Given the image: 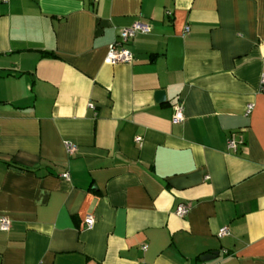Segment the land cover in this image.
I'll return each mask as SVG.
<instances>
[{
  "label": "crops",
  "instance_id": "obj_1",
  "mask_svg": "<svg viewBox=\"0 0 264 264\" xmlns=\"http://www.w3.org/2000/svg\"><path fill=\"white\" fill-rule=\"evenodd\" d=\"M263 74L264 0L0 2V264H264Z\"/></svg>",
  "mask_w": 264,
  "mask_h": 264
},
{
  "label": "built area",
  "instance_id": "obj_2",
  "mask_svg": "<svg viewBox=\"0 0 264 264\" xmlns=\"http://www.w3.org/2000/svg\"><path fill=\"white\" fill-rule=\"evenodd\" d=\"M92 2H96L97 0H91ZM1 3H6L7 0H0ZM151 26L147 22H134L131 26L122 28L118 31V36L115 41H113L109 47L105 57V62L108 64H123V63H131L133 61L132 54L124 47L127 41L136 35H145L150 33ZM188 31V28H185V32ZM259 92L264 94V74L260 78L259 83ZM89 108L93 109V105L89 104ZM252 108V106H248V111ZM173 122H180L183 120V107L181 104H176L173 106ZM136 142H140L139 138L135 139ZM65 149L69 155H72L75 151L73 145L69 142H65ZM237 146V141L235 140L234 136H232L228 142L227 147L230 151H235ZM62 177L66 178L67 175L64 174ZM188 213V206L185 204H180L175 209V214L178 218H184ZM94 220L92 217H87L84 221L86 228H91L93 226ZM11 222L7 218H0V232H6L9 230ZM218 235L220 237L227 235V228H221L218 231ZM143 250L146 247L142 248ZM200 264H206L204 262ZM218 264V263H216Z\"/></svg>",
  "mask_w": 264,
  "mask_h": 264
},
{
  "label": "water",
  "instance_id": "obj_3",
  "mask_svg": "<svg viewBox=\"0 0 264 264\" xmlns=\"http://www.w3.org/2000/svg\"><path fill=\"white\" fill-rule=\"evenodd\" d=\"M162 95H163V93H162V92H161V93H159V96L163 97Z\"/></svg>",
  "mask_w": 264,
  "mask_h": 264
}]
</instances>
